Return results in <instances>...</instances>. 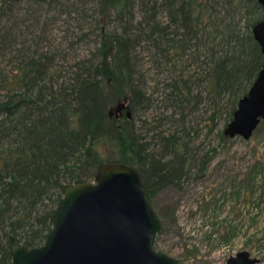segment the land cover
<instances>
[{
    "label": "trees",
    "instance_id": "16d2710c",
    "mask_svg": "<svg viewBox=\"0 0 264 264\" xmlns=\"http://www.w3.org/2000/svg\"><path fill=\"white\" fill-rule=\"evenodd\" d=\"M31 1L60 0H0V22ZM97 1V58L78 64L64 81L63 66L54 65L53 56L33 55L3 67V59L15 52V40L0 33V150L7 147L0 151V264H14L10 248L15 243L27 249L44 244L64 190L93 182L100 165H133L151 203L194 161L176 135H161L166 150L149 152L151 143L144 144L135 130L131 111L151 100L135 55L142 42H153L157 62L174 68L188 57L194 62L203 57L201 72L173 77L164 87L168 105L182 114L196 110L204 99L195 86H202L213 106L211 120L226 115L227 124L264 64L252 33L264 20L258 0H164L169 19L163 25L156 0ZM137 3L149 17L138 20ZM113 16L123 31L107 30ZM135 21L139 32L132 34ZM127 101L129 110L118 115L116 108Z\"/></svg>",
    "mask_w": 264,
    "mask_h": 264
},
{
    "label": "rangeland",
    "instance_id": "374dc122",
    "mask_svg": "<svg viewBox=\"0 0 264 264\" xmlns=\"http://www.w3.org/2000/svg\"><path fill=\"white\" fill-rule=\"evenodd\" d=\"M163 1L156 0V17L162 25L169 19ZM98 6L97 0L24 2L9 21L0 22V33L15 40L13 57H5L2 66L48 55L54 57V65L63 66L61 80L62 75L63 81L69 79L78 64L97 58L101 45ZM135 12L138 20L149 17L138 3ZM106 28L123 31L115 16ZM131 30L139 32L137 21ZM135 55L151 99L146 107L131 111L135 130L144 144L151 143L149 152L166 150L160 136L174 134L189 157H194L181 180L163 187L151 201L161 220L155 249L180 264H225L243 250L264 264V121L247 141L239 136L223 139L228 119L223 115L211 120L213 106L202 86H195V92L202 93L203 103L183 114L169 107L165 96L167 83L200 71L203 57L196 62L188 57L174 68L157 62L149 41L142 42ZM129 108L127 101L116 112L122 115ZM6 150L4 146L0 151Z\"/></svg>",
    "mask_w": 264,
    "mask_h": 264
},
{
    "label": "water",
    "instance_id": "95a60500",
    "mask_svg": "<svg viewBox=\"0 0 264 264\" xmlns=\"http://www.w3.org/2000/svg\"><path fill=\"white\" fill-rule=\"evenodd\" d=\"M264 11V0H258ZM252 33L264 57V20ZM264 120V64L242 96L226 137L249 140ZM161 220L152 207L137 169L108 162L97 169L93 182L68 186L57 204L44 244L27 249L15 243L14 264H180L154 247ZM225 264H259L248 251L230 256Z\"/></svg>",
    "mask_w": 264,
    "mask_h": 264
}]
</instances>
